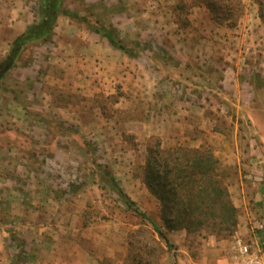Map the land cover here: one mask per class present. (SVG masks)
<instances>
[{
	"label": "rangeland",
	"instance_id": "374dc122",
	"mask_svg": "<svg viewBox=\"0 0 264 264\" xmlns=\"http://www.w3.org/2000/svg\"><path fill=\"white\" fill-rule=\"evenodd\" d=\"M65 1L91 25L116 28L136 58L61 16L52 42L28 44L0 81V264H161L165 242L150 240L144 225L152 226L127 210L105 173L160 218L144 183L153 138L166 150L210 149L238 211L232 236L182 231L185 252L198 257L212 240L256 241L264 0ZM39 2L0 0V62L37 20Z\"/></svg>",
	"mask_w": 264,
	"mask_h": 264
},
{
	"label": "trees",
	"instance_id": "16d2710c",
	"mask_svg": "<svg viewBox=\"0 0 264 264\" xmlns=\"http://www.w3.org/2000/svg\"><path fill=\"white\" fill-rule=\"evenodd\" d=\"M64 4L65 0H40L37 20L14 40L9 53L0 62V81L15 67L28 44L39 41L43 44L52 42L60 16L86 24L90 31L105 39L114 49L136 58V51L125 46V41L116 28L91 25L79 12L64 8ZM259 5L263 7V2ZM132 44L137 49L141 47L140 42ZM153 139L144 167V183L160 205V218L165 230L187 233L209 230L217 238L234 235L238 226V211L232 202L228 187L218 175L219 162L214 153L206 148L192 149L183 146L166 150L159 138ZM105 173L110 177L113 191L127 210L152 226L153 231L143 223L151 235L150 240L157 244L161 239L171 250L172 245L166 232L141 211L108 171ZM262 205L263 202L261 207ZM141 233L143 231H140ZM25 245L23 242L22 246ZM141 246L145 250L148 249V243L144 242ZM21 254H25L24 248L23 251L21 249Z\"/></svg>",
	"mask_w": 264,
	"mask_h": 264
},
{
	"label": "crops",
	"instance_id": "0c3cea01",
	"mask_svg": "<svg viewBox=\"0 0 264 264\" xmlns=\"http://www.w3.org/2000/svg\"><path fill=\"white\" fill-rule=\"evenodd\" d=\"M60 19H61V16L58 18V21ZM81 49L83 51H85V53L81 52V55L80 54L79 55L82 56L83 58L86 57L85 62L88 63L89 59H90V47L84 46V47H81ZM68 51L74 53L73 46H69ZM93 52H94V50L92 49L91 53L93 54ZM74 62H75V60H74ZM181 65H183V64H181ZM169 112H170L169 110L168 111L163 110L164 114L169 113ZM122 189H123V187H122ZM124 191L128 195L129 192L126 190H124ZM263 191H264V189L261 191L262 194H263ZM131 193H134V192H131ZM133 195H135V194H133ZM149 200H150V202H152L151 199H149ZM149 200L147 201L148 203H149ZM144 205H145V207H148V205L146 203ZM158 218H159V215H154V219L156 221L155 220H153V221H155V223L161 227L163 225L159 224L161 221H160V218H159V220H158ZM164 231L166 232V236H167L170 244L172 246H174V250L169 251V249H167V248L164 249L165 251L163 252V254L161 256V264H178V263L183 262V261L188 262L189 264H230L229 260H228L229 259L228 253H229V249L231 246V242L230 243L228 242L227 244H223V242H216L214 240L208 241V243L204 246V249L201 250L200 255L198 257L192 258L191 256H189V254H187V252H185L186 247L184 245V240H182V237H183V234H181L182 231L167 232L165 229H164ZM244 238L247 239L246 237H244ZM27 245H30L29 242H27ZM211 246H213V248H211Z\"/></svg>",
	"mask_w": 264,
	"mask_h": 264
},
{
	"label": "built area",
	"instance_id": "2783aa9c",
	"mask_svg": "<svg viewBox=\"0 0 264 264\" xmlns=\"http://www.w3.org/2000/svg\"><path fill=\"white\" fill-rule=\"evenodd\" d=\"M262 202L263 215L256 227L258 238L256 241H251L244 237H236L228 253L230 264H264V199Z\"/></svg>",
	"mask_w": 264,
	"mask_h": 264
}]
</instances>
